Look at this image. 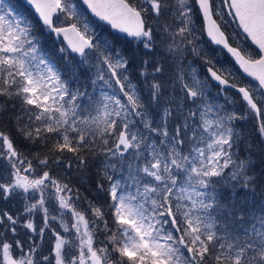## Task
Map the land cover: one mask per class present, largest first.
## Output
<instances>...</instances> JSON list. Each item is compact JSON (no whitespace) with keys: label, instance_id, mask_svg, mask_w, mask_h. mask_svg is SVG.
Segmentation results:
<instances>
[{"label":"snow or ice","instance_id":"obj_1","mask_svg":"<svg viewBox=\"0 0 264 264\" xmlns=\"http://www.w3.org/2000/svg\"><path fill=\"white\" fill-rule=\"evenodd\" d=\"M0 264H264V0H0Z\"/></svg>","mask_w":264,"mask_h":264},{"label":"trees","instance_id":"obj_2","mask_svg":"<svg viewBox=\"0 0 264 264\" xmlns=\"http://www.w3.org/2000/svg\"><path fill=\"white\" fill-rule=\"evenodd\" d=\"M21 2H22V0H21ZM23 7H24L25 9H27L28 13L32 15L33 20H35V15H34L33 13H31V9H28V8H27V5H23ZM36 23H37V27L39 28V22L36 21ZM49 42H50V38H49ZM218 59H219V61H220L222 64H225L226 66L229 65V63H230L229 57L227 56V53H226V52L223 53V54H220V55L218 56Z\"/></svg>","mask_w":264,"mask_h":264}]
</instances>
